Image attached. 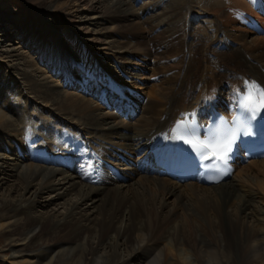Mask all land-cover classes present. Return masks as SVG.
Segmentation results:
<instances>
[{"label":"bare ground","instance_id":"bare-ground-1","mask_svg":"<svg viewBox=\"0 0 264 264\" xmlns=\"http://www.w3.org/2000/svg\"><path fill=\"white\" fill-rule=\"evenodd\" d=\"M9 1L17 13L14 24H0V62H10L4 64L8 83H14L9 93L21 102L23 115L9 116L11 102L0 98L3 257L12 264H264V160L237 162L228 179L204 186L142 171L139 156L185 113L204 117L221 107L233 114L238 92L252 81L264 86V0ZM204 14L206 21L200 19ZM42 22L51 31L42 33ZM107 22L133 43L119 41ZM9 25L38 62L24 60L23 45L15 46L3 31ZM55 35L72 48L69 58L49 42ZM140 53L159 63L145 66ZM176 57L178 63L159 68L162 59ZM45 62L50 71L67 73L63 86L42 78L36 65ZM69 66L83 69L78 82ZM174 70L176 80L161 79ZM158 76L159 83H148ZM74 82L92 97L101 95L110 112L94 109L84 96H66L63 87L74 88ZM34 107L57 117L84 142L50 132L63 147L62 157L53 162L45 150L31 151L32 138L48 132L39 135L17 120L27 123ZM112 162L122 166L128 183L111 169ZM44 194L55 195L48 201ZM171 199L184 213L182 222L169 208ZM57 201L64 212L49 209ZM228 231L236 232L238 251Z\"/></svg>","mask_w":264,"mask_h":264},{"label":"rangeland","instance_id":"rangeland-1","mask_svg":"<svg viewBox=\"0 0 264 264\" xmlns=\"http://www.w3.org/2000/svg\"><path fill=\"white\" fill-rule=\"evenodd\" d=\"M2 1H4V0H0V24L2 23L3 24V27H5V25L6 24L8 25V23H10L11 25L14 24V20H13L14 18H13V16L16 15L17 8H16V4L10 2L9 0L3 2V4L1 5V2ZM38 1H41V0H34L33 2H38ZM146 1L147 0H142L141 4L143 2H146ZM205 15L206 14H204L203 16H200V19L206 21L207 20L206 19L207 18V15L206 16ZM204 24L206 26H209V24H207L206 22ZM39 26H41V28H42L41 29V32L42 33H46V32L51 31L50 26L47 23H45V22H42L41 24H39ZM106 26L109 28V30L111 31L112 34H115V36H117V39L119 41L125 42V43L126 42L133 43L132 42L133 38L130 37L129 35H125L124 33H119L116 30L117 28H116V25L114 23L107 22L106 23ZM199 28H200V24L195 25V29H199ZM3 31L5 33L9 34V36L11 38L13 37V44L15 43L14 44L15 46L21 47V45H23L22 42H21V39H20V34L16 35L14 29L13 28H10V25H9V27H7V29H4ZM212 32H213L212 29H210V33L211 34H213ZM49 42H51V44H57L58 43L56 45V50H58V45L60 46V50H59V52H57V54L58 53L59 54L63 53L64 57H68V58L71 55H73L72 54V48L66 46V42L67 41H65L62 37H59L58 35H55L53 37H49ZM212 48L215 50V52L217 54L219 53L216 46L213 45ZM163 50H164L163 48L162 49H159L158 50V54H162L163 53ZM93 51H94V49H93ZM153 51H155V50H153ZM19 52L23 53V55L25 56V58H24L25 61H27V60H32L34 62L35 61L36 62L39 61L38 55L35 54V52L32 49L26 47L25 45H23V47L21 49H19ZM95 53L98 54L97 51H95ZM140 55L143 56V59L146 62L145 66H147V67L149 66V67H152L153 68V67H155L157 65V63H159V60H156L155 57H154V55L153 56H146L145 54H141V53H140ZM212 56H214V55L212 54ZM178 57H176L175 59L172 58L170 60L169 59H162L163 62L161 61L160 65H158L159 68L160 67L163 68V67H166V66L169 67L170 65L176 64V62L178 63L179 62V59H180ZM7 61L8 60L3 59L2 60V63L0 62V90L2 89V93L0 92V98L5 95L4 97L5 98H8L10 100L12 106L7 109V114L9 116H13V115H17L18 116L20 114L23 115L22 110L20 108V106L22 105L21 102L19 101V99L14 94L11 96V94L9 93L10 92V89H13L14 88L13 87L14 86V83L13 82L8 83V80L6 79L8 76L6 75V72L4 70V64L10 63V62H7ZM36 66L39 67L43 71L42 78L43 77L48 78V80L52 84L57 83V84H60L61 86L64 85L63 83L66 80L67 73H64V74L63 73H54V72L50 71L47 68L46 62L45 63H39V64L37 63ZM68 72L70 74H73V77H74L73 79L77 80V82L79 81L78 79H80V77L83 75V69H81V67L77 68V66L76 67L75 66H69ZM119 72H123V74L126 77H129L128 76L129 73L127 74L126 69H124V70L121 69V71L119 70ZM175 72H178V71H175L174 70V71H170V72L166 73L165 75L164 74L163 75H160L161 76V79H166L167 77L169 78V77H172V76H173L172 78L174 79L176 77V75H177V74H175ZM164 76H166V77H164ZM159 78H160L159 76L158 77H152L151 79H149V82L148 83L149 84H154V83H157V82L159 83L160 82ZM134 79L135 78L133 77L130 80H134ZM174 80H176V79H174ZM77 82L76 83L74 82V84H75L74 88H67L66 89L65 86L63 87V90L65 92L64 94L66 96H68L70 94L84 96V97H86L89 100V102H91L90 104H91V106L94 109H98V111L110 112V110H108L107 106H105L99 100V97L101 99V95L99 97H98V95H95L94 97H92V95H90L91 93L90 92H87V90H84L82 92V88L77 89V87H79V85H78ZM141 82L142 81H140V80L137 81V83L139 85H141L143 83V82L142 83ZM177 84L179 85L180 82L179 83L177 82ZM5 91H6V93H5ZM137 91H140V90H137ZM144 106H145V103H142V105H140V108L138 110L139 111V114H140V110L143 111L142 108ZM2 107H4V103H3L2 99H1L0 100V108H2ZM63 110H64V108H63ZM74 116H75V114H74ZM135 118H138V117H135ZM121 119H123L125 121H128L126 118L124 119V118L120 117V120ZM21 121H22L21 118H19L17 120V122H18L19 125L20 124H22L21 126H25L27 124L32 125L34 128H36L34 131L36 133H38L39 135L46 134L48 132V134L42 135V139H40V140L34 139V137L32 138V142L34 144H32L33 145L32 146L33 149H31V151L36 152V153H40L41 151L45 150L48 153L47 154V157L49 158L50 161H53V162H57L58 158L62 157L61 154H63V152H61V149H63V147H62L61 144L58 143V140H54L51 137H49L50 132L57 133V134H59L58 136L63 135V134L64 135H68L69 137H71V139H74L76 141H81L80 143H83L84 142L83 138L82 137H79V135H77L72 130H69L70 128H66L64 126L59 125L57 123V117L55 119L54 116H51V115L46 114L41 109H40V111H38L37 110V107L32 108L29 111V113L27 114V116H26L27 123H24V122L21 123ZM133 122H135V121L133 120ZM39 135L35 134V138H40ZM98 135H100L99 138H102V133L101 134L96 133L94 136L97 137ZM6 138H7V136H6ZM40 141H42V142H40ZM90 152L95 153L93 150H91ZM52 158L53 159L55 158L56 160H53ZM249 162L245 163V165L248 164ZM106 165H107V163H105V166ZM119 168L121 170L120 172H122L121 175H123V178H124L123 180L127 181L126 183H128V180H126V174H125L124 170H122V166H119ZM233 176L234 175H232V178L231 179H233ZM117 180H118V178H117ZM13 183H14V180L10 178L8 180V182H7V185L11 186V185H13ZM54 195L55 194H44L43 195V197H44L43 200L51 201V200H53ZM58 203H61V204L59 205ZM168 203H169V208L170 209H172V210L174 209L175 212H178V214H180L179 221L182 222L183 221V217H184V213L180 210V207H178V203L174 202L173 199L169 200ZM56 204H58V205H56ZM56 204L55 205H51L49 207V209H54V210H59L61 212H64L62 202H60V201L58 202L57 201ZM245 224H246L247 228H249V229L250 228H253V225L251 223H247L246 222ZM227 235H228V239L230 240L232 246L237 250L239 245H238V239L236 237V232H230V231H228ZM1 246H2V241H0V264H12V263L9 262L8 259H6V258L3 257V255H2L3 253H1ZM190 256H191V258H193L192 255H190Z\"/></svg>","mask_w":264,"mask_h":264},{"label":"snow or ice","instance_id":"snow-or-ice-1","mask_svg":"<svg viewBox=\"0 0 264 264\" xmlns=\"http://www.w3.org/2000/svg\"><path fill=\"white\" fill-rule=\"evenodd\" d=\"M251 84L253 87L248 88V95L241 97V105L256 116L264 110V86H260L255 81ZM250 100L251 103L248 102ZM177 130L181 138H188L187 142L198 153L199 160L212 161L208 166L217 171H221L230 163L241 131L239 126L217 128L205 139H200L197 129L193 126L177 125Z\"/></svg>","mask_w":264,"mask_h":264}]
</instances>
